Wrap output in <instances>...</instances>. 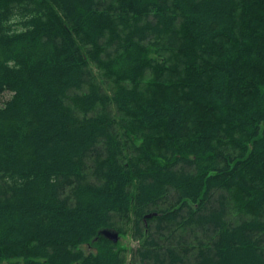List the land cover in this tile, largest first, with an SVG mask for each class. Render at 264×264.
Returning <instances> with one entry per match:
<instances>
[{
    "label": "trees",
    "instance_id": "16d2710c",
    "mask_svg": "<svg viewBox=\"0 0 264 264\" xmlns=\"http://www.w3.org/2000/svg\"><path fill=\"white\" fill-rule=\"evenodd\" d=\"M0 264H264V0H0Z\"/></svg>",
    "mask_w": 264,
    "mask_h": 264
},
{
    "label": "water",
    "instance_id": "95a60500",
    "mask_svg": "<svg viewBox=\"0 0 264 264\" xmlns=\"http://www.w3.org/2000/svg\"><path fill=\"white\" fill-rule=\"evenodd\" d=\"M100 234L112 241L113 243H116L118 241V233L116 231L103 229L100 231Z\"/></svg>",
    "mask_w": 264,
    "mask_h": 264
},
{
    "label": "rangeland",
    "instance_id": "374dc122",
    "mask_svg": "<svg viewBox=\"0 0 264 264\" xmlns=\"http://www.w3.org/2000/svg\"><path fill=\"white\" fill-rule=\"evenodd\" d=\"M7 95V94H6ZM119 244L123 245L124 247H126L127 249H129L130 247H135L137 244L135 241L131 240L129 236H121L119 238Z\"/></svg>",
    "mask_w": 264,
    "mask_h": 264
}]
</instances>
